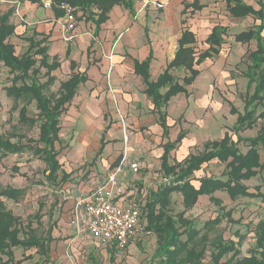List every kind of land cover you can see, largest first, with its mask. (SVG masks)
<instances>
[{
    "label": "crops",
    "instance_id": "obj_1",
    "mask_svg": "<svg viewBox=\"0 0 264 264\" xmlns=\"http://www.w3.org/2000/svg\"><path fill=\"white\" fill-rule=\"evenodd\" d=\"M46 1L50 0H42L41 3H31L27 0H0V15L9 8L13 9L12 14L10 15V22L14 25V32L9 36V42L14 45L16 41H21L22 43L28 45L27 41L23 38L32 36V33H35V35H33L34 40H42V45H46L47 47L48 62L50 63L54 56L57 58L58 66L51 71V75L54 76L53 82L61 73L66 74V76L64 79L59 81V85L62 81L68 79L72 73L83 74L86 77V80L78 85L75 95L66 105V110L61 114L59 120L61 130V122L70 123L69 121L73 117V124H76V126L79 124L80 127H83V132L80 133V137H78L75 141V147L71 149L72 151L70 156H62V158L61 156H57V160L60 163L58 177L55 181L49 182L51 184L55 182L56 191L62 194L63 202H60L59 205L61 206L64 204V208L66 206L68 207L69 220L67 222L64 220H61V223L58 222V225L60 223V228L58 229L53 228L54 226L52 225L51 236L53 239L49 243L47 253L50 261L47 263L43 262V264H66L64 262V242L68 240L74 242L75 245L77 244V238L73 236L74 232H76L74 223L72 222L73 204L77 200L80 193L84 194L85 192L90 191L95 183L103 180L106 174L119 165L123 153L126 154L127 159L122 163L121 171L118 174V180L122 188V193L115 200L122 205L134 204L139 207L141 212L140 223L144 226V232L129 240L125 247L127 253L126 256L121 257L119 254H115V262L117 264H141L143 263L142 261L135 263L133 256L134 250L137 249L136 244L142 240L144 241L150 233L154 234L146 228L148 213L147 202L150 201L152 193L156 192L160 186L169 182V177L166 176L161 168V156L164 152V144L166 142H174L179 132H183V137L168 153L169 164L181 162L190 155L201 153L204 151V145L206 143L221 140L225 133H227L234 142H236L237 137L242 138L236 146L241 153H245L249 146L247 142L243 140L255 137L263 124V119L259 118L261 123L258 122L259 119H257L256 123L252 127L239 130L237 133L233 131V128L237 125V114H242L244 111V101L246 96L251 94L254 89L255 82H252L248 86L249 79L245 75V72L247 66L251 63L249 53L254 51L257 47L256 39L252 38L247 42H239L235 40V35L250 28H255L262 21L253 14H247L241 17L231 16L225 8V1L222 0L223 9L227 13L226 20L230 21L231 26L228 27V24H223L221 22L214 23L209 28L207 34L203 37V43L207 44L205 39L215 25H220L226 28V33L222 35L223 42L219 46L218 53L204 59L198 65H194V68L198 70V74L191 84L184 85V92H179L183 94V111L180 112L175 119L170 117L168 113L171 98L179 93L172 95L167 101V104L161 108L162 112L165 113V124L167 126V134L163 135V128L160 125L156 108H154L151 98L146 94V84L144 83L142 75L135 72L134 64L135 62L144 61L149 55H151L148 65V75L149 80H156L159 74L163 72L168 62L173 58L177 49V39L180 37L182 30L185 28L194 33L195 48L197 43L196 33L191 27L185 25L187 20L185 15L187 10H189L190 15H193L194 12L204 9L205 3L198 0V3L201 5L199 9L193 10L192 7H188L184 10L185 12L182 13L184 4L191 3L193 0H182L180 2H178L179 0H164L165 4L163 2H155L153 0H143V2L140 3L141 7L137 6L135 0H133L132 9H126L122 6L114 5L108 13V19L101 23L97 29L95 28V24L91 20H87L80 10H78L77 23L79 22V24H76L73 31L66 32L62 30L63 15L58 16L51 6H45L44 4ZM241 1L245 5L252 7L254 10L262 9L264 22V0ZM148 2L153 3L154 9H161V19L159 20V25L154 28L151 27V20L148 16H146V12L144 11L145 5ZM168 6H170V10L167 11V14H165L164 10ZM79 17H82L81 21H78ZM243 18L245 19L244 22H242L244 20ZM182 20L185 22L182 23ZM135 21H139V23L135 24ZM239 22L242 23V29L240 31H236V29L234 30L235 27L234 25L232 26V24ZM139 35L140 40L138 38ZM227 35H229L228 37H231L232 40L230 47L235 46L234 50L232 49L234 53L231 51L234 55L233 59H236L237 56L240 57L245 54L246 49H242V47H240L241 45H245L247 47L248 44L254 42L253 49L247 52L249 62L245 66V70L242 73V78L246 83L242 110L237 109L234 103H227L229 114L235 118L234 123H231L230 125L223 124L220 126L218 133L214 135H207L203 139H198L194 136V134L189 135L191 133V128H198L199 125H202V120L205 114L207 117L211 116L216 118L214 113H212L215 104L214 100H219L221 98L220 96H218V98H214V95V100L212 102L209 101L211 107L208 111H206L204 104L206 101L208 102L211 94L208 96L206 95V87L203 94L200 93L201 97L198 93L194 94V82L202 72L199 68L201 64L219 54L224 58L226 53L229 52V48L227 49V52L225 51L226 49H221L222 46H225ZM260 35L264 39V29L260 32ZM66 36H70L71 38L69 40H65L64 37ZM141 44L148 47L147 51L145 50L144 52H141ZM167 47L169 50L167 52H163V50H166ZM15 49L16 46L14 45V50ZM25 50L21 53H17L15 51V53L20 55ZM231 53H228L227 55L231 56ZM109 56H112L111 59H109ZM71 60L75 64L70 65ZM0 65L7 69L1 62ZM42 70L45 71L44 68H41V71ZM176 70L184 71L181 68H173L170 70L173 76L174 71ZM186 73L187 72L184 71V74L180 78L176 76L174 77L181 83V78ZM42 74L43 73H41V75ZM58 89L57 92L53 94H57ZM3 90L7 97H11L6 94L5 89ZM164 90L165 89L163 88L160 89L161 92ZM199 99H203L202 102L204 101L201 105L203 116L197 117L194 115L193 117V112L196 108V104L194 102ZM179 102H181V100H179ZM191 103L193 104L191 105ZM21 105L16 106L18 112ZM231 107L235 108V113L230 111ZM259 109L260 108H258V110ZM118 114L122 116L126 127V141L123 140L124 135L122 131V124ZM222 116L227 118L223 114ZM110 121L112 123H110ZM175 126L179 127V131L175 137H170V130ZM95 128L99 130L93 133L91 130H95ZM136 128L138 131L134 130ZM139 129L142 131H139ZM60 130L58 133L59 140ZM143 132H147L148 134H144ZM118 135L120 140H117V138L113 142L109 141ZM12 139L13 138H11V141H15L16 137L15 140ZM58 142L55 143V146ZM123 145H126L125 148L127 152L123 151ZM198 145H200V147H198ZM94 149H96L95 154L90 156L93 153L92 150ZM142 150L145 151L142 155L135 156L137 155V152ZM258 152L260 154V162L264 161V149L259 147ZM96 154H101L102 156H96ZM7 157L9 156L6 155L5 157L0 158ZM133 161H136L138 165L135 171L131 170L129 166L130 162ZM150 161H153L154 163H151ZM155 165H157L156 168H158V172L155 173L159 176L158 182H153L154 179L152 178V169ZM66 166H74L76 168L81 166L82 168L80 173H82L83 176L86 175L87 181H79L78 184L69 183L71 178L69 173L71 170H66L68 168ZM223 167L224 163L220 162L217 158L203 162L200 165V168L193 172L194 179L191 180V184L197 188L200 183L199 178L201 177L222 178L220 175ZM62 172L67 174V177L64 180L61 179ZM263 181L264 171H258L254 176L244 180L243 182L246 186H248V192H255V186L262 184ZM9 186L22 189L11 184ZM260 191L264 193V188L261 187ZM172 193L179 195L178 201L181 204L182 210L183 206L181 194L177 192ZM172 193L170 194L169 209L171 206ZM220 193H225L227 199L232 202L238 201L239 199H245V201L250 202L251 204L257 203L264 209V203L261 202L260 198L240 196L235 200H231L225 191L216 190L211 194L213 198L217 199L216 203L210 200V195L201 194L197 197L194 205L190 209L186 210L185 213L195 207H199L200 205L203 206L209 201L213 204L220 205ZM3 198L4 197H1V199ZM221 207L222 206L219 207L220 210ZM181 210L174 213L169 210V212L171 214H176ZM185 213L184 216L187 217ZM87 236L91 237L88 234ZM64 237L68 238H66L67 240H63V242L61 241V238ZM60 242L63 243L60 245ZM154 243L155 246L152 254L156 248L155 234ZM106 247L111 249L116 248L118 251L120 250L114 245ZM17 248L21 250H19V252H15L13 248V255L15 259L22 258V254L30 255V258L22 261L21 264H33L36 262L41 263L45 258L42 254H39L35 248L27 250L20 247Z\"/></svg>",
    "mask_w": 264,
    "mask_h": 264
},
{
    "label": "trees",
    "instance_id": "obj_2",
    "mask_svg": "<svg viewBox=\"0 0 264 264\" xmlns=\"http://www.w3.org/2000/svg\"><path fill=\"white\" fill-rule=\"evenodd\" d=\"M27 1L41 3L42 0ZM61 1H66L77 10L82 11L85 18L95 24L96 29L108 19V13L114 5L126 9L133 7V0H50L51 7L58 16L63 15V11L57 7ZM224 1L225 8L231 16L241 17L253 14L262 21L255 28L235 35V40L239 42L256 39L257 47L249 53L251 63L245 72L249 79L248 86L255 82L254 89L251 94L246 96L244 111L242 114H237V125L233 131L237 133L239 130L252 127L259 118L263 119V124L255 137L243 140L249 146L245 153H241L236 146L242 138L237 137L234 142L225 133L221 140L206 143L204 151L201 153L190 155L181 162L169 164L168 153L183 137V132H179L174 142L164 144L161 168L169 177V182L152 193L150 201L147 202L146 228L155 234L156 248L151 258L141 264H202L206 252L213 264H219V261L228 254H230L229 258L224 264H264V216L256 222L252 229L253 246L248 249V255L242 256L237 244L242 239L241 235L238 234L237 242H235L229 238L224 239L220 234L212 237L208 234L225 217L227 221H233L231 210H225L222 206L221 212L214 218L204 221L201 227L195 226L192 220L184 216L185 211L194 205L197 197L201 194L210 195V200L216 203L217 199L211 196L216 190L225 191L231 200L240 196H248L260 198L264 203V193L260 191L261 187L264 188V181L255 186V192H248V186L243 182L258 171H264V161L260 162L258 152L259 147L264 149V39L260 35L264 29L263 11L262 9L254 10L241 0ZM188 7L195 10L199 9L201 5L198 0L185 3L182 13ZM12 12L13 9L9 8L0 15V62L7 68L11 76L10 85L4 89L6 94L14 100L20 99L24 102L33 101L35 103L36 116H28L24 104L19 108L18 120L27 124L39 121V125L38 137L35 141L29 138L25 143H22L23 135L15 132L0 133V157L30 150L33 155L46 164L45 179L48 182H53L57 179L60 170V163L57 160L59 149L55 146L59 140L60 116L75 95L78 85L83 83L86 77L83 74L72 73L68 79L60 83L57 94L49 92V87L54 80L51 71L58 66L57 58L54 56L51 62H48L47 47L42 45V40H34L35 33L23 38L28 43L26 50L20 55L15 53L14 45L8 40L14 32V25L10 22ZM184 22L182 20V23ZM225 33V27L215 25L205 39L208 47L197 53L194 48V33L187 28L182 30L177 39V49L173 58L154 81L149 80L148 75L151 55L144 61L135 62V72L143 77L146 84L145 92L156 108L160 125L163 128V135L167 134V126L165 113L161 108L167 104L172 95L184 92V85L192 83L198 74L194 65H198L204 59L218 53L219 46L223 42L222 35ZM73 64L75 63L71 60L70 65ZM41 68L45 69L42 75L46 79L43 82H40L36 77L41 74ZM173 68H181L187 72L181 78V83L171 74L170 70ZM162 88L165 89L163 92L160 91ZM258 108L260 109L258 110ZM230 111L236 112L234 107H231ZM15 137L16 140L11 141V138ZM213 158L224 163L220 175L222 178L201 177L199 186L195 188L191 184V180L194 179L193 172L199 169L203 162ZM12 169L18 170V167L12 166ZM66 177L67 174L62 172L61 179L64 180ZM23 192V189L9 185L0 187V264H21L22 261L30 258L29 254H22V258L15 259L13 248L17 247L24 250L35 248L39 254L45 257L41 263L33 264L50 261L47 253L49 243L53 239L51 236L52 225L48 224L44 235H37L31 222L23 223L21 218L14 215L1 199L4 197L15 201L23 195ZM172 192L180 193L182 196L183 209L176 214L169 212ZM48 219L50 220V216Z\"/></svg>",
    "mask_w": 264,
    "mask_h": 264
},
{
    "label": "rangeland",
    "instance_id": "obj_3",
    "mask_svg": "<svg viewBox=\"0 0 264 264\" xmlns=\"http://www.w3.org/2000/svg\"><path fill=\"white\" fill-rule=\"evenodd\" d=\"M155 2H163L164 0H153ZM182 0H179L180 2ZM205 3L204 9L200 11H196L193 15H190L189 10L186 12V26L191 27L192 30L195 31L197 37V43L195 45L196 52H200L207 47V44L203 43V37L207 34L209 28L214 23H223L228 24L230 27L231 23L227 19V13L223 9L222 0H201ZM143 0H135L137 6L141 7L140 3ZM153 3L148 2L145 5L144 11L146 12V16L151 20V27L159 25V20L161 19V9H154ZM170 10V6L165 8L164 12L167 14V11ZM95 11V10H94ZM83 16L85 14L80 11ZM250 17V16H249ZM82 17L78 18V21H81ZM244 19V18H243ZM229 21V22H228ZM245 19L242 21L244 22ZM135 24H138L139 21H135ZM79 22L77 23V25ZM234 30L240 31L242 28V23H235ZM142 36V34H141ZM226 37L225 46H222L221 49L229 48V52L234 50V47H230L232 42L231 37ZM173 37V36H172ZM140 40V35L138 36ZM173 39V38H172ZM169 43V40H168ZM229 44V45H228ZM16 46L15 51L17 53H21L26 49L27 44L22 43L21 41H16L14 43ZM140 45V44H139ZM242 49H246L245 54L242 56H237L236 59H233L234 55L232 54L224 56V58L219 54L214 56L213 58L206 60L203 64L199 66L200 75L194 82V94L198 93L201 97L204 89L206 87V95L211 94L208 102L206 101L204 106L206 111L209 110L210 102L214 100V98H218L220 96L221 99H215L214 109L212 113H214L216 118L207 117L204 115L202 120V125H199L198 128H191V134H194L198 139H203L207 135H214L218 133L220 126L223 124L230 125L233 124L235 118L229 114L228 104H235L237 109L242 110L243 106V97L245 93L246 83L242 78V73L245 70V66L248 64L249 59L247 52L252 50L254 47V42L247 45H241ZM141 52L147 51L148 47L140 46ZM173 48V47H172ZM171 48V49H172ZM233 49V50H232ZM237 49V48H236ZM167 47L166 50L168 51ZM238 50V49H237ZM236 51V50H235ZM234 53V51H233ZM222 54V53H221ZM230 57V58H229ZM233 59V60H231ZM44 70L41 71L43 73ZM184 74L182 70L174 71V76L181 77ZM214 75V76H212ZM66 74L61 73L55 79L53 84L50 87V92L56 93L58 89V83L62 79H64ZM212 76V77H211ZM39 81H44L46 78L41 74L36 76ZM209 77V79H208ZM11 76L8 73V70L0 65V132L2 133H10L15 132L17 134L23 135L22 142H26V139L36 140L38 137V125L39 121H36L33 124L22 123L18 120V109H16L17 105L25 104L27 108V114L29 116L35 117L37 114V110L35 109V103L33 101L24 102L23 100L14 101L13 98L7 97L4 93V87L10 84ZM215 95V96H214ZM214 96V98H213ZM223 98V100H222ZM181 100V102H179ZM183 94L179 93L173 98H171V103L168 108V113L170 117L176 118V116L183 111ZM203 100V99H202ZM201 99L196 100L194 103L196 104L195 111L193 112V117L196 115L197 117L202 115L201 105L203 104ZM210 101V102H209ZM228 103V104H227ZM193 103H191L192 105ZM225 115L227 118H224ZM220 117V118H219ZM73 117L69 121L70 123L61 122V130H60V140L56 144V147L59 149L58 156H70L71 149L74 148V143L78 137H80V133L83 132V127H80L79 124H73ZM258 122L261 123L259 119ZM110 123H112L110 121ZM158 126V125H157ZM159 127V126H158ZM97 130H91L95 133ZM138 131V129H134ZM141 129H139L140 131ZM142 131V130H141ZM179 131V127L175 126L170 130V137H175L177 132ZM146 134L147 132H143ZM148 134V133H147ZM118 138V139H117ZM119 135L113 137L109 141L113 142L116 139H119ZM12 140H15L13 138ZM32 143V142H31ZM123 151H126L125 146L123 145ZM200 147V145H198ZM93 156L95 154L96 149L92 150ZM145 151L137 152L135 156H140ZM134 154V153H133ZM7 158H0V187L5 185H13L15 187H20L23 189V195L18 200H4L5 205L15 214L21 218L23 223L30 221L32 223V227L35 228L37 235H44L47 229L48 224L53 225L55 229L60 228L61 220L67 222L69 220V209L66 206L64 208V204L61 206L59 203L63 202L62 194L56 191V183H49L45 179L46 174V165L45 163L33 155L30 150H25L22 153L18 154H10ZM96 156H102L101 154H96ZM154 163L153 161H150ZM156 164V162H155ZM17 166L18 170L15 171L12 169V166ZM68 167V166H66ZM157 165L153 166L152 169V179L153 182H158L159 176L156 175L158 168ZM81 166L79 167H68L66 170H71L69 176H71L69 183L78 184L79 181H87L86 175H82L80 173ZM68 176V177H69ZM155 176V177H154ZM220 205L213 204L212 202H207L203 206L195 207L185 213V215L192 220L195 226L201 227L203 222L209 218H213L216 216L218 212H220V206H223L225 210H231V218L233 221H227L226 217L215 226V228L210 231L208 234L210 237L220 234L224 239H232L237 242L238 234L242 236L241 241L237 242L238 248L240 251V255L248 254V249L253 246L254 237L252 235V229L256 224L257 220L264 216V209L258 205L257 203H250L245 201V199H239L238 201L232 202L227 199L225 193H220ZM179 195L176 193H172V200L170 206V212L174 213L181 210V204L179 203ZM50 216V222H49ZM58 222L59 225L57 224ZM76 231V229H75ZM74 237L77 238V244L74 242L68 241L64 237L61 238V241L64 242L65 246V259L64 262L66 264H117L115 262L116 253L119 256H126V248L120 249H111L106 247L95 239L87 236L85 233H80L78 231L74 232ZM60 242V245L63 243ZM73 243V244H72ZM137 249L134 250L133 256L135 259V263L144 262L150 259L151 254L153 252L155 243H154V234L150 233L144 241L136 244ZM15 252H19V248H14ZM90 252V253H89ZM18 254V253H17ZM229 255H225L220 261L219 264H224V262L229 258ZM53 264V263H52ZM202 264H213L209 260L208 252H206L205 258L202 261Z\"/></svg>",
    "mask_w": 264,
    "mask_h": 264
},
{
    "label": "built area",
    "instance_id": "obj_4",
    "mask_svg": "<svg viewBox=\"0 0 264 264\" xmlns=\"http://www.w3.org/2000/svg\"><path fill=\"white\" fill-rule=\"evenodd\" d=\"M44 5L50 7V1H46ZM57 7L63 11L62 30L73 31L77 24L78 10L66 1L59 2ZM70 38L64 37L65 40ZM118 115L123 140L126 141V127L122 116ZM126 159L127 156L123 153L119 165L106 174L103 180L95 183L90 191L80 193L72 208V222L76 231L90 235L104 246L114 245L119 249H124L129 240L144 232L139 207L134 204L122 205L115 200L122 193L118 174ZM129 166L133 171L138 167L136 161L130 162Z\"/></svg>",
    "mask_w": 264,
    "mask_h": 264
}]
</instances>
